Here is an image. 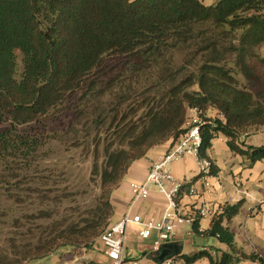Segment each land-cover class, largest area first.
<instances>
[{"label": "trees", "instance_id": "obj_1", "mask_svg": "<svg viewBox=\"0 0 264 264\" xmlns=\"http://www.w3.org/2000/svg\"><path fill=\"white\" fill-rule=\"evenodd\" d=\"M176 48L200 57L204 80L199 90L174 89L170 96L148 102L136 120L116 103L109 132L126 140L127 147L109 153L101 172L100 205L86 219L85 228L77 235L75 227L62 241L48 242L49 247L44 245L33 256L0 252V264L42 260L58 248L75 243L88 247L99 239L114 215L113 192L131 165L159 145L169 142L173 147L184 133L190 109L203 116L214 109L224 116L205 118L200 159L213 162V141L223 135L232 153L250 165L264 160V146L240 142L244 134L264 126V87L257 95L240 88L237 78L242 75L264 86V0H218L213 5L203 0H0V151L27 145L21 128H43L71 95L95 88L113 62L118 66L134 62V70L144 71ZM17 52L23 54L20 75ZM217 173L213 163L211 176ZM200 177L181 186L178 203ZM242 205L243 201L225 203L206 230H200V218L193 223L197 235L218 238L228 251L183 254L181 246L170 243L151 257L160 262L163 250L178 249L170 258L186 264L203 258L210 264L243 260L264 264L260 252L247 253L237 245L229 226Z\"/></svg>", "mask_w": 264, "mask_h": 264}, {"label": "rangeland", "instance_id": "obj_2", "mask_svg": "<svg viewBox=\"0 0 264 264\" xmlns=\"http://www.w3.org/2000/svg\"><path fill=\"white\" fill-rule=\"evenodd\" d=\"M17 56L20 75L23 54L17 52ZM134 64L113 62L95 88L71 95L43 128H21L27 145L18 143L0 151L1 253L33 256L44 245L49 247L48 242L62 241L75 227L77 235L85 228L86 219L100 205L101 172L109 153L127 147L126 140L115 139L109 132L116 103L136 120L144 115L148 102L170 96L174 89L182 93L199 90L204 80L200 57L194 58L187 49H174L144 71L134 70ZM237 78L240 88L257 95L264 87L242 75ZM207 115L219 118L220 112L211 109ZM223 140L221 136L214 144L226 150ZM143 242L152 244L153 239ZM102 247L97 238L88 247L75 243L58 248L51 256L102 253Z\"/></svg>", "mask_w": 264, "mask_h": 264}, {"label": "crops", "instance_id": "obj_3", "mask_svg": "<svg viewBox=\"0 0 264 264\" xmlns=\"http://www.w3.org/2000/svg\"><path fill=\"white\" fill-rule=\"evenodd\" d=\"M218 0H203L205 5H213ZM226 150L214 144L210 156L214 165L218 168L217 175L207 178L210 189L205 185V179L200 177L192 187L198 192L197 197L187 193L182 198V206L185 212H191L198 204L210 203L215 207H222L225 203L235 204L243 201L240 213L229 223L235 233V241L239 247L247 253L260 252L264 256V160L250 165L240 155L232 153L227 144V138L223 135ZM218 137V138H219ZM217 139V138H216ZM215 139V140H216ZM240 142L245 145L264 146V126L249 134H244ZM171 148V143H165L153 148L145 158L135 161L128 170L124 180L113 192L112 204L114 215L111 224L117 223L125 215H140L143 220L159 219L166 207L167 199L156 188L146 200L135 202L131 192V185L146 179L150 165L153 161L162 158ZM172 172L177 181L190 182L199 176L198 159L187 155L172 164ZM213 217L200 218V230L209 228ZM208 219L207 224L205 221ZM132 225V226H131ZM126 238L125 251L129 259H141L142 264H163L151 257L154 244L158 239L157 232H153L149 239L152 244H146L138 235L142 229L139 224H131ZM173 243L182 247L183 254H193L200 250H209L213 255L216 249L228 251L227 244L222 243L216 237H204L197 235L193 225H185L176 232ZM103 249V250H102ZM102 253H86L70 255L68 253L39 260L32 264H112V261L102 247ZM126 264H132L130 261ZM174 264H186L182 259H176ZM194 264H210L209 259L203 258ZM238 264H261L257 261L243 260Z\"/></svg>", "mask_w": 264, "mask_h": 264}, {"label": "built area", "instance_id": "obj_4", "mask_svg": "<svg viewBox=\"0 0 264 264\" xmlns=\"http://www.w3.org/2000/svg\"><path fill=\"white\" fill-rule=\"evenodd\" d=\"M207 114L202 115L198 109L188 111L186 122L183 126L184 133L177 143L160 159L153 161L146 179L142 182H136L131 185V192L135 202L146 200L150 197L154 188L164 195L167 199V207L159 219L143 220L140 215H125L117 223L111 224L102 234L99 241L105 248L106 254L112 261V264H142L141 259H129L126 251V238L131 224H139L142 229L138 235L142 239H149L153 232H157L158 239L154 244L153 252L157 253L165 244L173 243L176 232L185 225H193L197 218L214 217L217 213L222 212V208L215 207L210 203L195 206L191 212L183 210L182 202L178 203L176 197L180 192L182 185L176 180L172 172V164L180 158L192 155L198 159L199 175L205 179V185L210 189V183L207 178L211 176L213 162L208 159L199 158V149L202 145L201 128L206 122ZM219 118L224 120L220 113ZM190 195L198 196L194 187L190 189ZM151 253V254H152ZM175 258H169L163 264H174Z\"/></svg>", "mask_w": 264, "mask_h": 264}, {"label": "water", "instance_id": "obj_5", "mask_svg": "<svg viewBox=\"0 0 264 264\" xmlns=\"http://www.w3.org/2000/svg\"><path fill=\"white\" fill-rule=\"evenodd\" d=\"M178 249H173V250H163L160 255H159V260L161 263H163L165 260L169 259L170 256L174 253L177 252Z\"/></svg>", "mask_w": 264, "mask_h": 264}]
</instances>
